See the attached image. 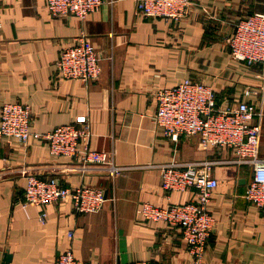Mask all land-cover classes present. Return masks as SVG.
I'll list each match as a JSON object with an SVG mask.
<instances>
[{
	"label": "crops",
	"instance_id": "crops-1",
	"mask_svg": "<svg viewBox=\"0 0 264 264\" xmlns=\"http://www.w3.org/2000/svg\"><path fill=\"white\" fill-rule=\"evenodd\" d=\"M136 3L105 0L82 19L53 16L47 0H0V104H31V130L41 134L87 118L91 146L127 166L113 177L103 166L52 155L43 136L24 143L1 137L0 264L6 253L12 256L9 264H54L70 246L85 264H192L181 228L148 220L139 207L195 196L194 189H163L157 164L231 160L235 154L226 147L204 148L197 135L168 138L154 121L156 90L190 77L212 85L222 105L244 99L264 110L263 64L233 58L228 42L239 20L264 12V0H193L180 20L145 16ZM83 31L99 53L100 76L89 83L57 79L61 50ZM261 126L264 157V116ZM29 174L57 177L67 187H102L104 206L79 213L62 200L24 208ZM212 175L218 185L208 207L216 224L204 264H264V211L245 196L252 167L223 162L213 166ZM42 210L48 213L44 224Z\"/></svg>",
	"mask_w": 264,
	"mask_h": 264
},
{
	"label": "built area",
	"instance_id": "built-area-1",
	"mask_svg": "<svg viewBox=\"0 0 264 264\" xmlns=\"http://www.w3.org/2000/svg\"><path fill=\"white\" fill-rule=\"evenodd\" d=\"M105 0H47V8L53 16L67 14L85 19L98 11ZM193 0H137L138 12L145 16L165 19L184 18ZM233 58L247 64L262 63L264 66V12H254L239 20L228 39ZM102 72L100 57L89 35L83 31L73 37L72 43L61 50L56 63L57 79H75L83 83L96 80ZM247 89L246 94H251ZM157 110L155 123L173 141L183 135L199 137L204 148L218 146L231 148L235 154L231 160H198L160 163L162 187L167 192L195 190L192 200L170 203L166 206L145 201L139 213L148 220L165 221L178 226L192 255V264H204L207 244L213 233L216 218L209 210L212 190L218 179L212 175L214 165L232 162L250 165L252 176L245 196L264 211V157L260 153L262 119L264 110L248 100L222 105L218 102L215 88L203 81L184 78L173 86L156 90ZM264 102V98L262 99ZM32 105L27 102H5L0 104V138L14 137L28 142L31 137H45L50 153L55 156L77 157L84 164L103 166L115 177L127 166L116 164L110 151L91 146L92 132L87 118L61 124L50 132L41 134L31 130ZM69 201L79 213L101 210L106 200L104 188L90 184L67 187L59 178L27 176L23 207L46 206L57 201ZM48 213L42 210L39 220L47 221ZM68 235L74 237V231ZM54 264H85L74 254L72 246L57 254ZM120 264H155L139 260Z\"/></svg>",
	"mask_w": 264,
	"mask_h": 264
},
{
	"label": "water",
	"instance_id": "water-1",
	"mask_svg": "<svg viewBox=\"0 0 264 264\" xmlns=\"http://www.w3.org/2000/svg\"><path fill=\"white\" fill-rule=\"evenodd\" d=\"M12 256L9 253L5 254V257L3 259V262L1 264H9L11 262Z\"/></svg>",
	"mask_w": 264,
	"mask_h": 264
}]
</instances>
